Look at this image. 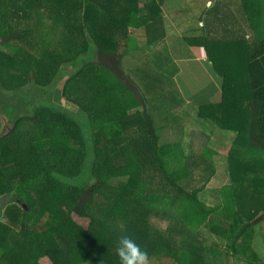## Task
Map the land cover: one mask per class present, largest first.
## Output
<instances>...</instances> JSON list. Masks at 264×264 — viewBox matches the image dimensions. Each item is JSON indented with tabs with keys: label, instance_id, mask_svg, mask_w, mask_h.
I'll use <instances>...</instances> for the list:
<instances>
[{
	"label": "trees",
	"instance_id": "16d2710c",
	"mask_svg": "<svg viewBox=\"0 0 264 264\" xmlns=\"http://www.w3.org/2000/svg\"><path fill=\"white\" fill-rule=\"evenodd\" d=\"M168 1L0 0V89L18 92L31 82L47 89L64 74L63 94L86 118L82 130L79 114L39 100L33 117L0 133V264H42L49 257L54 264H120L116 246L124 235L156 264H264V0H238L247 28L239 21L234 32L224 29L231 12L218 3L208 12L219 28L188 38L224 79L225 102L199 106L198 115L235 133L230 181L215 191L208 186L219 153L205 147L194 156L183 142L163 143L160 134L171 124L184 126L178 109L187 105L172 78L179 69L165 70L171 59L160 50L145 53L167 39ZM15 7L25 20L41 18L47 8L60 34L33 40L19 32L10 14ZM231 39L233 45L217 49ZM127 55L141 63L134 76L124 68ZM152 107L162 109L158 119L168 118L160 128ZM153 167L166 181H156ZM90 176L94 182L86 181ZM212 192L220 203H208ZM250 202L261 213L254 220L246 213ZM13 204L18 208L6 222L3 210ZM152 217L167 227L153 225ZM205 227L209 242L200 247L196 235Z\"/></svg>",
	"mask_w": 264,
	"mask_h": 264
},
{
	"label": "rangeland",
	"instance_id": "374dc122",
	"mask_svg": "<svg viewBox=\"0 0 264 264\" xmlns=\"http://www.w3.org/2000/svg\"><path fill=\"white\" fill-rule=\"evenodd\" d=\"M192 2H197L196 4H203V1L201 0H184L182 3H178V12L183 11V14L178 18L181 21L177 20L178 25L175 29V37L174 39H166V41H163L162 43L155 44L152 48L146 49L145 53L152 56V52H157L160 50L165 55V61L168 59H171L170 65L166 64V71H173L172 69L178 68L181 71V75L176 77V82L178 81L180 89V93L185 96L186 102L182 109H178V113L182 117L186 116L182 119L181 123H184L183 125H173L171 124L169 127H163V130H161L160 134L162 136V142L163 143H175V142H183L186 147V151L188 153H192L194 156H198V154L202 153L205 149V147H211L215 151L219 153V157L217 156L215 158L216 160V167L218 169L217 175L215 178L211 181L208 188L212 191L220 189L223 185L228 184L230 181L229 172L227 170V157L229 150L231 149L234 139H235V133L229 132V131H223L218 126H214L212 122H207L204 119L200 118L198 115L199 106H208L212 107L215 106L216 103H221L222 101L225 102V94L223 93V88L221 80L215 78L214 74V68L211 66H207L206 70L196 68L193 62H187L186 60L192 57V48L189 45V37H192L194 35H199L201 37H204L205 29L203 28V22L205 19H203V8L202 10L199 9L196 10V7H192ZM14 4H16V1H13ZM144 2L141 1V7H144ZM45 7V6H44ZM11 13L13 16V24L18 29V31H26L29 32L30 35L33 37V40L36 39H47L48 34L51 33L52 35L60 34L59 30L56 28L52 29V25L49 21H51V18L48 16V9L45 8L44 11H42L41 18L38 16H31V20H25L23 18V13L21 14L20 11H17L16 7L14 9H11ZM44 12V13H43ZM199 13V14H198ZM49 17V19H45V17ZM38 17V18H36ZM146 17V16H144ZM147 18H150L147 16ZM173 18V16H172ZM199 19H203L201 22ZM10 22H12L10 20ZM201 23V24H200ZM199 25V26H198ZM43 36V37H42ZM137 42L139 44L143 45V42L145 40L144 37H142L141 34L136 36ZM29 40V39H28ZM27 42V41H26ZM29 42V41H28ZM39 43V41H37ZM1 44V41H0ZM41 45L37 44V49L40 52ZM91 51L92 54L95 55L97 48L95 44L91 45ZM178 55V59L177 56ZM169 56V57H168ZM168 57V58H167ZM89 59H92L93 56L90 55L88 57ZM127 59V60H126ZM126 59L124 60V68L125 70L129 72V69H131L132 73L130 75L134 76L133 74V68H136V66L141 65L138 64V57L135 55H127ZM151 59V57H150ZM147 63H151L147 62ZM152 64V63H151ZM201 64V63H199ZM155 67L158 66L157 63L154 61L153 64ZM165 66V64H164ZM212 70H211V69ZM72 69V68H71ZM137 69V68H136ZM210 69V70H209ZM73 70L68 71V74H72ZM187 74V77L185 75ZM209 74L214 80L220 84L218 85L215 81L208 79ZM66 75H59L57 78L55 84H53L51 87L47 89H42L41 87L37 86L35 82H31L28 87H26L22 91H5L0 89V133L6 134L9 130H11L14 125L16 124V121L20 117H33L34 110H33V104L36 103V101H42V104H46L49 106H52L56 109H61V111L66 112L64 109H70L73 113H75L77 116H81L80 113H76L81 109V105L78 103H75L74 101H70L65 95L63 94L65 83L67 80ZM186 78V79H185ZM183 79V81H182ZM224 80V79H223ZM222 80V81H223ZM188 81V82H187ZM216 83V84H215ZM224 87V86H223ZM46 90V92H44ZM237 90V89H235ZM246 91L243 93L245 94ZM224 99V100H223ZM232 101L233 99H229ZM234 104L237 103V105H240V102L238 100H235L233 102ZM188 105L192 106L189 107ZM236 105V104H235ZM195 106V107H193ZM151 114L154 117V121L156 123L157 127H161L162 122H167L168 118L164 117L166 119H163L159 117V113H162V109H154L153 107L150 108ZM164 110V109H163ZM189 114V116H188ZM191 115V116H190ZM172 117V116H171ZM85 116L82 115L78 121L80 123L82 130H84L85 126L83 121L85 120ZM184 119L186 120L184 122ZM204 124L205 127H201V124ZM164 125V124H163ZM162 125V126H163ZM186 127V129H184ZM200 129L206 133H208L209 137H206V135H203ZM159 132V131H158ZM154 169L151 168L150 172ZM154 178L156 177V181L158 179H162L159 172L152 171ZM87 182H94V178L92 176L88 177L86 180ZM166 181V180H165ZM209 195V196H208ZM207 195V201L210 204L220 203V198L217 193H208ZM252 202L248 203L251 206H248V209H246V213L248 214L249 218L252 220L256 219L261 213L255 214L253 212V209L256 207L258 208V205H255ZM254 206V208H252ZM14 207H17V204L10 205V208L7 207L4 211V221L9 222L11 221V209ZM151 222L153 225L159 227V228H165L167 227L168 223L167 221L161 220L157 217H152ZM20 225H15L16 232H20ZM262 229L264 230V224L261 225ZM210 235L209 228L205 227L201 232H199L196 235V238L198 240V246L203 247L208 244L209 239L208 236ZM17 241V239L15 238ZM146 240V239H144ZM200 249V248H198ZM60 260L66 261L65 254L58 253L56 255ZM229 263L234 264V260L232 259ZM42 264H54L53 257L45 258L42 260ZM149 264H156V261H149ZM238 264H241L238 262Z\"/></svg>",
	"mask_w": 264,
	"mask_h": 264
},
{
	"label": "crops",
	"instance_id": "0c3cea01",
	"mask_svg": "<svg viewBox=\"0 0 264 264\" xmlns=\"http://www.w3.org/2000/svg\"><path fill=\"white\" fill-rule=\"evenodd\" d=\"M180 1H181V3L183 2V0H169L167 5L162 8L163 9V16L166 19V23H167V26L169 28L168 36H167L168 39H174V37H175V29L177 28L178 25L180 26V24L177 23V20L181 21L178 18L183 14V11L177 13V11H178L177 10L178 9V3ZM186 1H189V0H186ZM201 1H203V4H196L197 2H192L193 4H191V5H192V7H196L197 11L199 9L202 10V8H203V12L205 14V15H203V19H205V21L203 22V25H204L203 28L205 29V32H204L205 35L207 34V32L208 33L211 32V34H212V32L214 33L215 30L217 28H219L218 25L216 24L217 23L216 15L213 14V16H211L208 11H210L215 5H220V4L223 5V12H225V11H230L231 12L230 22L228 23V25L223 26L224 29L228 28L229 30L231 29L234 32V29H239V26H238L239 21L241 22L243 28H247L246 27L247 26L246 25V21L243 18V16L241 15V13L239 12L238 0H201ZM218 3H220V4H218ZM172 16H173V18H172ZM203 19H199V21L201 22ZM247 32H248L247 33V35H248L247 38L250 39L249 30ZM220 35H222V32L220 33ZM197 37L199 38L200 36L196 34L195 38H197ZM232 41H233V39H231L229 41H226L224 44L219 45L217 47V49L218 50H222L225 47H229V46L233 45L234 42H232ZM189 44L191 46L190 48H192V50H191L192 51V57L187 59L186 60L187 62L190 60L189 62H193V64L195 65L196 68L204 69V71L206 70L207 66H209V67L212 66L214 68V66L209 61L208 56H207L206 51H205L204 48L196 45L195 42H194V39L189 41ZM231 56L228 57V61L230 59H232V61H234V56H233V58ZM199 63H201V64H199ZM153 67H154V69L159 70L158 66L155 67L153 65ZM214 74L215 75H213V76H215V78H218L220 80L222 79L221 76H220V73L216 72L215 68H214ZM179 75L182 76L180 70H178L177 73H173V77L172 78L174 79L175 82H176V77L179 76ZM184 75H185V73H184ZM185 77H187V74L185 75ZM208 79H210V81L211 80L215 81L214 78H212L210 76V74H209V78ZM182 81H183V79H182ZM215 82L218 85L222 84V80H221L220 84L217 82V80ZM179 84L180 83H178V81H177L176 85H177L178 89H180ZM183 97L186 100L184 95H183Z\"/></svg>",
	"mask_w": 264,
	"mask_h": 264
},
{
	"label": "clouds",
	"instance_id": "9594fccd",
	"mask_svg": "<svg viewBox=\"0 0 264 264\" xmlns=\"http://www.w3.org/2000/svg\"><path fill=\"white\" fill-rule=\"evenodd\" d=\"M120 264H149V253L131 236H122L116 246Z\"/></svg>",
	"mask_w": 264,
	"mask_h": 264
}]
</instances>
